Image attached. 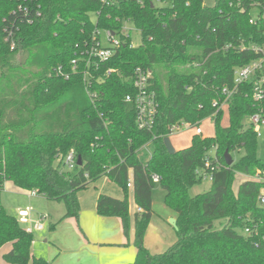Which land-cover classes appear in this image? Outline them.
I'll list each match as a JSON object with an SVG mask.
<instances>
[{"label": "trees", "instance_id": "trees-1", "mask_svg": "<svg viewBox=\"0 0 264 264\" xmlns=\"http://www.w3.org/2000/svg\"><path fill=\"white\" fill-rule=\"evenodd\" d=\"M144 1L145 7L132 0L110 6L101 0H38L40 17L21 23L18 2L0 0V195L11 182L64 204L63 219L78 218L79 192L108 178L122 188L124 198L100 194L97 213L121 218L128 233L131 175L142 210L135 215L134 264H264V207L258 199L264 183L247 180L233 189L238 176L264 171L258 134L245 126L264 112V100L254 98V79L238 86L230 99L223 93L235 89L236 70L259 57L250 47L264 45V20L256 25L250 20L264 0H213L212 7L206 0H169L161 7ZM9 20L19 21L15 51L4 40ZM126 21L139 30L142 44L131 49L128 40L94 72L93 88L101 97L93 104L85 90L84 65L73 72L71 63L93 45L96 31L117 33ZM60 67L70 79L58 74ZM138 67L152 72L157 94L152 131L138 129L134 103L126 101L136 93L132 78ZM110 69L113 73L106 75ZM225 108L228 127L221 126ZM209 119L216 124L214 137L195 135L190 147L168 152L164 140L172 126L186 122L194 128ZM151 143L154 153L145 162L139 152ZM213 148L221 168L213 173L211 189L192 197L191 190L204 181L198 172L205 171ZM71 151L83 161L72 171L64 165ZM227 151L233 158L243 155L228 166ZM153 174L161 177L165 204L177 215L178 226L177 242L156 256L144 246L158 185ZM34 241L0 202V250L11 245L4 261L48 264L34 256Z\"/></svg>", "mask_w": 264, "mask_h": 264}, {"label": "built area", "instance_id": "built-area-1", "mask_svg": "<svg viewBox=\"0 0 264 264\" xmlns=\"http://www.w3.org/2000/svg\"><path fill=\"white\" fill-rule=\"evenodd\" d=\"M18 2V11L23 14V19L20 20L21 23L28 22L32 23L34 18L40 17L39 9H37L38 0H15ZM102 3L106 6L114 5L117 0H101ZM137 3L141 7H145L144 0H132ZM169 0H155L154 4L156 5H168ZM257 14H253V17L250 20L251 24L256 25L258 22L264 20V6L262 8H256ZM254 10V11H255ZM16 15V13H14ZM9 24L5 27V42L9 45L11 51H15L18 49V38L17 32L15 29L19 28V21L9 20ZM129 24L131 22L126 21L124 23L123 28L120 32H113L110 30H98L96 31V41L93 43L91 47H87L86 49L81 51V57L78 59H74L71 63L73 72L78 71L81 64L84 65V85L88 98L90 101L95 104L100 100V93H98L93 88L94 72H98L100 66L108 61H110L115 55L117 50H119L122 45L128 44V40H130V48L133 49L136 46L133 44L132 36L130 31L137 30L132 24L133 28H129ZM152 40V39H151ZM250 49L256 53L259 57L255 61L251 62L249 65L245 67L238 68L235 72V89L229 90L225 88L223 93L227 96V99H230L237 91L238 86L246 83L247 81L254 79L255 87H254V98L257 102H261L264 100V45H253ZM113 73V70L110 69L107 71L106 75H110ZM58 74L63 75L65 79H70V75L63 72V68L58 69ZM152 72L150 70L143 69L138 67L135 70L134 77L132 81L134 83V87L136 89V93L134 95H128L126 97V101L130 103H134L135 112H136V123L137 127L140 130L152 131L155 120L157 116L158 103H157V94L155 89L153 88ZM219 103L215 102L214 107H218ZM225 107V104L222 105L221 108ZM100 118L104 121V124L107 126L108 121L105 119L104 114H100ZM250 125L254 127L255 132L259 135L261 130L264 129V112L259 111L254 114L250 118ZM203 122H200L194 128L196 129V135L203 136V130L201 128ZM183 127L192 128L191 124L182 122L181 124H177L172 126L171 135L175 132L179 131ZM148 145V144H147ZM146 145V146H147ZM144 146V147H146ZM143 147V148H144ZM142 148V149H143ZM141 149V150H142ZM64 165L69 170H74L76 166H78V157L75 151L69 152L64 158ZM221 168V164L216 155V148L209 153V155L205 158V171L198 172V175L201 176L204 181H213V173ZM209 171V172H208ZM152 180L155 184H159L161 182V177L157 174L152 175ZM247 180H252L256 182L264 183V171H257L255 176L247 177ZM128 188H133V181L130 175L128 181ZM36 192H32L31 196H37ZM259 205L264 207V188L261 191L259 196ZM139 212L142 210L139 208ZM46 217L44 216L42 219L44 220ZM19 221L21 224L27 225L25 229L28 233H33L34 231H42L44 229V225L41 221L35 222L31 218V210H22L19 212ZM252 230L247 228L245 230V234L247 236L252 235ZM255 246L258 248L259 243H256Z\"/></svg>", "mask_w": 264, "mask_h": 264}, {"label": "crops", "instance_id": "crops-1", "mask_svg": "<svg viewBox=\"0 0 264 264\" xmlns=\"http://www.w3.org/2000/svg\"><path fill=\"white\" fill-rule=\"evenodd\" d=\"M104 179L96 182L99 186L102 184L97 195H82L79 192L81 209L78 218L63 219L65 210L51 223L49 233L37 236L32 246L35 257L46 260L48 264L135 263L138 253L135 245V215L140 212L134 200L133 190L129 189L131 222L126 233L121 218L102 217L97 213V200L102 192L117 199L124 197L123 192L108 186L109 183ZM169 219L177 220V215L168 212L160 216L155 214L153 209L144 239L145 248L153 256L165 253L178 240L176 230L169 223ZM44 230L45 228L42 231ZM10 249L11 245H7L4 254ZM3 255L0 256V264H8Z\"/></svg>", "mask_w": 264, "mask_h": 264}, {"label": "rangeland", "instance_id": "rangeland-1", "mask_svg": "<svg viewBox=\"0 0 264 264\" xmlns=\"http://www.w3.org/2000/svg\"><path fill=\"white\" fill-rule=\"evenodd\" d=\"M167 4L158 5V6H166ZM205 5L208 7H212L214 5L213 0H206ZM257 10L254 11L253 14H257ZM92 19H95V16H92ZM129 28H133L131 24L128 26ZM130 34L132 36L133 44L136 47H139L142 44V36L141 33L132 30L130 31ZM21 58V55L18 56V60ZM250 125V119H247L245 121V126L248 127ZM222 127H228L229 126V113L228 110L225 108V115L221 123ZM201 128L203 130V136L204 137H214L216 135V124L213 120L209 119L202 123ZM196 135V129L195 128H188L183 127L179 131L175 132L173 135L170 136L171 142L174 146V148L177 151L184 150L191 146L192 140ZM154 153V145L148 144L146 147H144L140 152L139 156L143 161H148ZM243 154L235 155L234 161L237 162L239 158ZM258 155L260 158L264 159V129L261 130L260 134L258 135ZM255 176V175H254ZM104 181H107L109 184L108 186L117 189L118 191L123 192L122 188L118 186L117 184L113 183L108 178H105ZM247 181V178L245 176H238L237 180L234 183V190L237 191L239 186ZM99 181H97L98 183ZM101 182V181H100ZM106 182V183H107ZM103 183V182H102ZM95 185H91L89 189L81 191L80 194L82 195H97L101 190V183L100 186L94 183ZM212 182L210 181H203L201 185H198L194 187L190 194L192 197L204 194L208 192L211 189ZM107 186V187H108ZM102 192L101 194H103ZM124 194V192H123ZM32 192L30 191H22L16 188V186L8 182L5 184L4 190L1 192L0 195V202L5 207L6 211L17 218H19V212L22 210H31V217L32 220L35 222L41 221L44 225L45 230L38 232L34 231L33 236L36 239L39 235H44L46 233H49L50 225L53 223V221L57 220V218L60 217L62 213L65 212L66 208L64 204L49 201L45 199L41 195L37 196H31ZM124 198V197H123ZM153 209L155 211V214L163 216L164 213H174L166 204H165V191L161 188L160 184H158L154 190L153 195ZM46 217L44 220L43 217ZM171 219H169L170 223ZM224 222L216 223L217 228H221L222 224ZM171 224V223H170ZM23 227L26 229L27 225L22 224ZM6 246L3 247L0 250V256H2L5 253Z\"/></svg>", "mask_w": 264, "mask_h": 264}, {"label": "water", "instance_id": "water-1", "mask_svg": "<svg viewBox=\"0 0 264 264\" xmlns=\"http://www.w3.org/2000/svg\"><path fill=\"white\" fill-rule=\"evenodd\" d=\"M125 1H127V0H125ZM164 143H165V146H166V148L170 154H175L177 152V150L174 148L170 138H166L164 140ZM225 159H226V163L228 166H232L234 164V159L228 151L225 153ZM82 165H83V161H82L81 157H79L78 158V166L81 167ZM170 223L175 228V230H178L176 219H171Z\"/></svg>", "mask_w": 264, "mask_h": 264}]
</instances>
